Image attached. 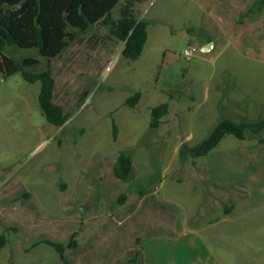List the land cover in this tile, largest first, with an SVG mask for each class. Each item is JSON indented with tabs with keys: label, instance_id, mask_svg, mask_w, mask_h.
<instances>
[{
	"label": "rangeland",
	"instance_id": "rangeland-1",
	"mask_svg": "<svg viewBox=\"0 0 264 264\" xmlns=\"http://www.w3.org/2000/svg\"><path fill=\"white\" fill-rule=\"evenodd\" d=\"M134 11L148 24L137 60L96 24L49 62L54 102L68 114L62 127L43 117L39 82L0 73V264H64L45 241L65 246L69 264H264V131L227 135L200 158L186 151L223 119L264 120V34L242 41L232 33L237 11L228 5L144 0ZM207 41L215 46L203 52ZM3 55L38 59L30 71L48 64L35 49ZM161 103L168 114L150 129V109ZM120 151L152 174L159 204L147 197L139 206L142 183L124 186L120 211L97 202L117 189L107 166Z\"/></svg>",
	"mask_w": 264,
	"mask_h": 264
},
{
	"label": "trees",
	"instance_id": "trees-1",
	"mask_svg": "<svg viewBox=\"0 0 264 264\" xmlns=\"http://www.w3.org/2000/svg\"><path fill=\"white\" fill-rule=\"evenodd\" d=\"M122 0H0V73L3 78L20 73L30 83H40L38 103L45 120L56 128L68 120L63 107L54 102L55 81L49 62L57 58L76 39L77 33H85L91 26L101 24L109 27L113 38L123 43L121 55L127 60H137L148 39V24L135 16L134 5L144 0H127L117 20L113 19V9ZM264 5V0H260ZM7 47L35 49L48 64L43 70L30 71L40 64L36 58L27 57L21 62L3 55ZM140 93L129 97L125 104L134 108L140 101ZM168 103H161L150 109L149 128L156 129L168 114ZM264 131V120L257 122H235L221 120L210 135L194 147L186 148L192 159L200 158L215 149L222 139L232 135L245 140L246 133L258 135ZM117 127L113 123V138L116 140ZM194 164V162H193ZM132 160L120 151L113 166V175L123 183L129 182ZM140 194L143 191H139ZM120 195L119 204L125 200ZM59 254L64 264H69L64 256L65 246L45 241ZM7 244L0 236V249ZM133 262H136L135 259Z\"/></svg>",
	"mask_w": 264,
	"mask_h": 264
},
{
	"label": "crops",
	"instance_id": "crops-1",
	"mask_svg": "<svg viewBox=\"0 0 264 264\" xmlns=\"http://www.w3.org/2000/svg\"><path fill=\"white\" fill-rule=\"evenodd\" d=\"M197 5L201 8H209L211 6L216 7V9L223 8L226 7V5L231 6L234 8L236 12L235 15V21L233 20V23H238L237 26H235V29L232 30V33L236 34L242 41H249V39L251 40V37L253 35H256V37L258 35L264 34V6L258 8V11H255L254 9V5L256 4V2H258V0H195ZM220 2V4L218 3ZM225 2V5L222 3ZM247 11V12H246ZM246 12L247 14L245 15L243 21H239L237 20L238 18V14L239 13H244ZM224 15V14H223ZM225 16V15H224ZM239 21V22H238ZM212 41V40H209ZM207 41V43L209 42ZM207 43H204L201 45L202 48H204ZM215 46V42L213 41V46ZM160 127V126H159ZM157 129V128H156ZM179 148V144L176 145L174 147V152L176 153V151ZM129 157L132 160V171L130 173L129 176V183H134L136 185H138V183H142L143 185L139 186L141 188V190L139 191H143V193L141 195H143V198L140 200L139 206L142 208L143 207V201L145 200V198L149 197L150 200H153L155 203L159 204V201L154 197L155 194H157V190L156 188V182H152V174L149 172H147L146 168H144V170L141 172L139 167L140 164L136 163L135 159L132 157V155H129ZM113 162L111 165L107 166V170L108 172H111V178H112V182H110L111 184L116 186V191L114 193H110L107 196H101L100 198L97 199L98 203H102L103 201V205H105L103 209H106V211L108 210L116 212V211H120V207H118V195H120L119 193L121 191H123L124 186L127 183H123L122 181L116 179L113 175V166H114ZM218 180H212V182H214V184H219L221 185L222 183H220ZM119 190V191H118ZM139 191H137L136 194L139 193ZM117 192V193H116ZM115 194H118L117 196ZM109 198V199H108ZM152 198V199H151ZM82 202H90L91 201L87 200L86 198H81L80 199ZM96 202V203H97ZM166 203H168V201H165ZM107 204V205H106ZM169 204V203H168ZM109 208H108V207ZM160 209H162L163 207L161 205H158ZM156 204V207H158ZM162 207V208H161ZM176 224L177 221L174 220L173 223L171 224L170 229H174L176 228Z\"/></svg>",
	"mask_w": 264,
	"mask_h": 264
},
{
	"label": "built area",
	"instance_id": "built-area-1",
	"mask_svg": "<svg viewBox=\"0 0 264 264\" xmlns=\"http://www.w3.org/2000/svg\"><path fill=\"white\" fill-rule=\"evenodd\" d=\"M196 48H192V49H186L183 53V56H185L186 58H190L193 56V54L195 53Z\"/></svg>",
	"mask_w": 264,
	"mask_h": 264
},
{
	"label": "water",
	"instance_id": "water-1",
	"mask_svg": "<svg viewBox=\"0 0 264 264\" xmlns=\"http://www.w3.org/2000/svg\"><path fill=\"white\" fill-rule=\"evenodd\" d=\"M210 46L212 47L213 45L211 43H208L204 48H202V51L208 52L210 50V48H209Z\"/></svg>",
	"mask_w": 264,
	"mask_h": 264
}]
</instances>
